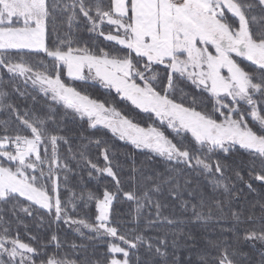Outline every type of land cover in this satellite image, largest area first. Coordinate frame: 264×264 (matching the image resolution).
Returning <instances> with one entry per match:
<instances>
[{
    "label": "snow or ice",
    "instance_id": "6c2138e0",
    "mask_svg": "<svg viewBox=\"0 0 264 264\" xmlns=\"http://www.w3.org/2000/svg\"><path fill=\"white\" fill-rule=\"evenodd\" d=\"M256 8L264 13V0H107L106 5L102 0H0V70L38 86L73 122L96 131L102 126L131 144L145 156L148 168L145 173L133 162L132 186L125 190L107 141L95 140L103 156L101 167L85 156L86 145L74 149L72 140L48 126L52 116L29 118L28 112L5 105L8 93L0 90V108L14 113L18 122L15 130L3 122L0 132V204L16 202L13 212L20 207L35 218V210H43L51 222L75 226L77 232L87 229L106 249L103 259L89 264H178L177 236L169 241V233L155 232L177 221L164 215L167 205L153 194L167 187L169 196L180 199L177 173L183 169L204 177L219 193L202 194L191 204V219L220 222L225 209L231 217L230 226L221 228V239L206 241L215 254L201 255L199 264H242L246 254L241 245L264 247V203H258L259 217L257 204L247 211L232 208L242 199L233 179L249 192L257 181L264 188V27L253 26ZM65 15L69 27L82 19L89 31L110 42L107 50L73 46L68 38L50 47L57 19ZM41 53L50 60L51 71H37L38 66L23 58ZM64 74L71 81L98 80L150 114L153 123L140 126L107 101L66 83ZM78 157L89 175L96 172L113 182L102 193L87 194L95 204L92 222L70 215L74 194L68 200L61 196V182L68 183ZM118 200L134 202V226L121 223L115 214ZM180 207L187 212L189 201H181ZM28 241L19 231L13 235L10 224L0 223V264H78L61 253L63 244L55 233L47 244L33 246L35 236ZM49 246L55 249L51 255L45 251ZM141 250L148 258H142Z\"/></svg>",
    "mask_w": 264,
    "mask_h": 264
},
{
    "label": "trees",
    "instance_id": "16d2710c",
    "mask_svg": "<svg viewBox=\"0 0 264 264\" xmlns=\"http://www.w3.org/2000/svg\"><path fill=\"white\" fill-rule=\"evenodd\" d=\"M70 2V0H66ZM95 2V0H91ZM106 5L107 0H102ZM256 16V23L254 27H264V13L256 8L253 12ZM57 32L53 33L48 40V44L51 47L53 42L59 44L60 41L66 38L73 41V46H89L93 50L97 48H104L107 50L110 42L104 40L103 37L89 31L88 26L82 19L73 21L71 27L67 16H59L57 19ZM107 31V29H105ZM59 38V39H58ZM25 61L31 65H36L35 70L40 72L51 71L52 65L50 60L46 58L43 53L40 55L24 56ZM16 59V57H13ZM62 79L66 83L73 84L82 93L89 95L91 98L99 99L101 101H107L109 106H114L118 110H121L134 122L139 123L142 127H147L152 124L150 114L144 113L139 109H135L129 102L123 101L117 96L114 90L104 87L102 84L88 81H71L66 74L62 76ZM182 87V86H181ZM19 91H16V89ZM0 90L8 93L4 98V104H12L16 106L21 113L28 112L29 118L35 116L39 118L47 119L52 116V120L49 121L48 126L52 129H58V134L67 136L72 140L74 149H78L80 145H86L84 148L85 156L91 159L93 162L98 163L101 167L104 164L101 150L97 149L95 140L99 139L107 141L114 154L113 164L119 165L118 168H114L121 176L124 183L125 190L130 188L131 182L129 177L132 175L131 169L133 162L137 169L143 168L145 173L148 172L147 166L143 164L145 156L136 150L131 144L120 141L118 138L113 137L112 134L100 127V131L87 128L81 121L73 122L71 117H65L64 109L57 105H52L50 99L45 98L42 93L36 89L25 84L20 78L12 79L6 74L4 70H0ZM185 92H189L190 89L185 88ZM177 95H180L178 92ZM54 114V115H53ZM54 121V122H53ZM7 123L9 130H15L18 127V122L15 119L14 113L10 112L7 108H0V132L4 127V123ZM170 131V130H169ZM86 137L87 139H82ZM91 141V143L89 142ZM61 153H64V148H61ZM79 163L72 162L73 173L69 174L68 183L65 185L61 182V196L62 199L68 200L73 194L75 199L73 203L75 209L73 210V203L68 204L70 215L75 219H85L87 222H92L95 213L94 201L87 199V194L102 193L104 187H112L113 182L110 177L106 175H100L99 173L92 172L89 175V168L85 165L84 160L77 158ZM239 159V157H237ZM159 171L164 170L163 165L157 166ZM245 176V180H248L246 173H242ZM229 175H231L229 173ZM179 181L180 199L174 200L168 194V188L165 187L162 194H153L154 199H159L167 207L163 209L165 216H168L177 222L173 225L158 226L155 232L160 234L169 233V241L172 239V235L177 236V246L175 248V256L178 264H189V257L191 258V264H199V257L206 252L214 255L206 247V241L219 240L222 238L221 228L228 227L231 223V217L225 209L223 219L217 222L215 218L209 221H194L191 219V204L198 203L200 196H216L219 197L218 192H213L212 186L207 183L204 177H197L194 174L188 173L186 170L181 169L177 173ZM136 179H140L139 172L136 173ZM185 179L191 180V184L185 186ZM232 183L237 190L242 192V199L237 203L233 202V210L244 209L247 211L251 208L252 204H257L256 215L259 217L260 210L258 203H264V188H261L260 182H254L253 188L255 191L249 192L248 188L233 179ZM151 186L150 184L148 185ZM83 196V199L79 197ZM189 201V210L184 212L181 210V201ZM13 203L0 204V223L3 226L11 225L12 234L15 235L17 231L25 242L28 241V236H35L38 241H32L33 246L39 244H47L52 234H56L63 244L61 248L62 254H68L72 259H76L78 264H89L103 259L105 255V246L102 240H95L92 238V234L81 229V232L75 230V226L69 227L63 222L56 223L51 222L43 210H35V218L25 215L20 207H17L13 212ZM144 210H142L143 212ZM114 212L118 216L121 223H129V226H134L136 212L134 202H127L125 200H118L114 202ZM146 215V212H144ZM77 245V250H73L71 245ZM84 247H79V246ZM45 251L51 255L55 249L49 246ZM169 251L173 249L170 247ZM240 251L246 254V258H241L242 264H264V251L251 245H241ZM142 258H148L147 254L141 250ZM39 264V261L37 262ZM171 264V261L169 262Z\"/></svg>",
    "mask_w": 264,
    "mask_h": 264
},
{
    "label": "rangeland",
    "instance_id": "374dc122",
    "mask_svg": "<svg viewBox=\"0 0 264 264\" xmlns=\"http://www.w3.org/2000/svg\"><path fill=\"white\" fill-rule=\"evenodd\" d=\"M96 34V33H95ZM20 79L25 83V81H24V78L23 77H20ZM86 81H88V82H95V83H98V84H101L98 80H95V79H88V80H86ZM27 85L28 86H30V87H32V88H34V89H36L37 91H39L40 92V90H39V87L38 86H36V87H34L32 84H31V82L29 81L28 83H27ZM112 90H114V89H112ZM115 91V90H114ZM40 93H42V92H40ZM43 94V93H42ZM99 127H102V126H99ZM103 128V127H102ZM107 130V129H106ZM109 131V130H108ZM110 132V131H109ZM111 133V132H110ZM125 142V141H124ZM83 230H85V231H87V229H83ZM88 232V231H87ZM89 233V232H88ZM90 234V233H89ZM257 245V247H259L260 249H262L263 251H264V247H262L260 244H256Z\"/></svg>",
    "mask_w": 264,
    "mask_h": 264
}]
</instances>
